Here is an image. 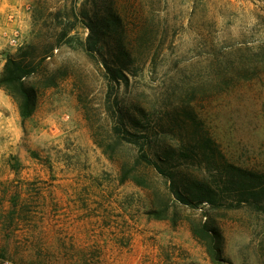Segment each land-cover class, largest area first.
<instances>
[{"label": "rangeland", "instance_id": "rangeland-1", "mask_svg": "<svg viewBox=\"0 0 264 264\" xmlns=\"http://www.w3.org/2000/svg\"><path fill=\"white\" fill-rule=\"evenodd\" d=\"M74 2L113 10L144 54L140 76L121 84L122 105L176 115L192 138L196 120L228 163L264 175V0H0V73L33 34L55 43L58 23L85 41ZM75 42L47 59L56 86L39 91L23 126L0 90V264H211L184 220L204 212L219 224L228 264H264V207L181 210L175 226L146 217L148 192L122 183L92 141L84 107L97 121L105 81ZM198 163L188 164L194 178L206 176Z\"/></svg>", "mask_w": 264, "mask_h": 264}, {"label": "trees", "instance_id": "trees-1", "mask_svg": "<svg viewBox=\"0 0 264 264\" xmlns=\"http://www.w3.org/2000/svg\"><path fill=\"white\" fill-rule=\"evenodd\" d=\"M76 5L74 2L70 11L75 21L87 30L85 41L70 36L74 24L58 23L55 43L40 41L41 37L33 34L28 44L5 60L0 90L15 105L21 126L33 116L39 91L56 86L57 76L46 73L47 59L62 43L71 45L76 41L98 70H103L105 81L104 113L99 112L95 121L84 107L92 141L110 161L118 163L122 183L130 182L148 192L147 218L175 226L181 219V210L196 211L203 206L211 210L223 206L264 207V175L228 163L209 135L202 133L196 120L192 125L199 129L192 138L187 130L191 125L178 121L176 115L171 119L159 117L152 107L148 109L140 102L122 105L118 95L121 84L128 85L130 77L140 76L139 62L144 54L127 39L121 16L113 10L105 5L102 10L78 9ZM95 124L99 130H95ZM174 125L183 131L179 138L174 136ZM195 161L206 176L189 175L188 164ZM184 220L210 263L228 264L223 257L224 239L217 221L205 212L198 219Z\"/></svg>", "mask_w": 264, "mask_h": 264}, {"label": "built area", "instance_id": "built-area-1", "mask_svg": "<svg viewBox=\"0 0 264 264\" xmlns=\"http://www.w3.org/2000/svg\"><path fill=\"white\" fill-rule=\"evenodd\" d=\"M18 35H19L18 32H16L15 35H14V38L11 40V43L12 44H15L16 43V40L18 38Z\"/></svg>", "mask_w": 264, "mask_h": 264}]
</instances>
